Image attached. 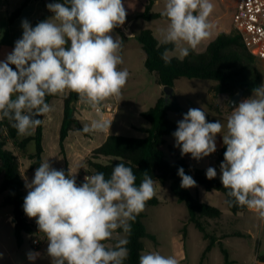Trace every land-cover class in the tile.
I'll return each instance as SVG.
<instances>
[{"label": "clouds", "instance_id": "1", "mask_svg": "<svg viewBox=\"0 0 264 264\" xmlns=\"http://www.w3.org/2000/svg\"><path fill=\"white\" fill-rule=\"evenodd\" d=\"M46 7L54 15L35 27L22 21V37L0 61V120L12 122L22 137L32 135L43 122L38 117L52 111L46 96L74 92L99 113L104 101L119 98L129 76L118 67L123 63V42L113 35L126 21L122 0H64ZM213 10L212 0H165L162 15L168 26L161 32L163 43L174 45L183 60L212 35L215 26L209 17ZM206 116L203 109L190 108L178 121L173 136L182 156L191 154L200 160L217 150L216 135L225 125L219 120L208 122ZM111 122L93 120L81 131L104 132ZM226 129L221 183L232 198L230 203L254 211L264 221V83L234 107ZM178 175L181 188L196 186L182 167ZM216 176L215 168H207V179ZM135 181L132 168L124 163L113 167L110 178L97 172L85 176L82 184H77L75 174L66 175L48 160L40 163L34 178L26 183L23 210L28 218L36 219L45 235L51 264H124L131 222L156 194L155 182L147 173L139 186ZM114 237L116 243L106 246ZM40 255L29 251L27 259L35 261ZM139 264L178 261L150 251L139 256Z\"/></svg>", "mask_w": 264, "mask_h": 264}, {"label": "rangeland", "instance_id": "2", "mask_svg": "<svg viewBox=\"0 0 264 264\" xmlns=\"http://www.w3.org/2000/svg\"><path fill=\"white\" fill-rule=\"evenodd\" d=\"M22 1L23 0H9L10 15L21 6ZM122 2L124 3L127 12L126 21L124 25L117 27L114 30L113 35L118 39H121L123 42L120 53L123 63L118 67L120 69H126L129 73L126 85L121 90L119 98H109L103 102L102 107H104V112L102 114L97 113L87 104L80 101V107L79 109L76 108V110L73 111V116L77 111L79 115L80 112H89L90 122L100 119L112 121L110 124V131L108 132L110 135H120L130 138H145L148 134L142 132L141 130L148 129L151 125L141 116V114L153 108L161 97H165V94L164 88L161 89V86L158 83V75L156 73H150L145 67L146 54L138 37L141 31L150 30L154 34L155 38L160 43H163L161 32L167 28L168 20L156 19L146 21L142 19L141 15L145 10L147 0H122ZM235 2L236 0H212L214 10L209 17L210 22H215L218 26L220 25L223 29H226L230 25ZM164 8L165 0H159L154 6L153 11L162 13ZM32 9L33 8H31V10ZM29 10L26 11L23 15L24 17L19 21L21 27L22 21L24 20H27L30 23V21H35L34 19H40V14L36 16L33 11ZM53 15L54 14L52 12L48 15V11L42 10V16H45L46 20L51 18ZM6 19L8 20L7 13L1 16V20L6 21ZM227 32L228 34L235 33L232 27L228 28ZM1 34L5 35L4 32H1L0 37ZM196 49H199L200 52L198 53L200 54L206 51H202L200 47H197ZM173 58L179 59L178 53L174 49L167 52L166 59ZM253 68L261 74L264 83L263 63L258 59H255ZM174 88L176 89L177 100L180 101V104L183 107L186 109L201 108L207 112L208 116L206 117V120L208 122H215L219 120L225 125L221 134L218 133L216 135V146L218 147L221 143L224 144L222 135L227 131V116L234 109L228 108L226 110V107L231 99L229 94L219 93L217 90V82L200 79L182 78L175 82ZM66 94L67 92L65 94H59L57 99L52 100L50 103L52 111L45 115V121L48 124H52L49 125V127L52 128V132L47 131L45 141L46 150L50 154L49 159L53 158L55 149H57L56 157L58 158L59 155L62 157L64 166L66 165L64 159L66 157V147L64 152H62L59 146V124L63 119V97ZM251 96L244 95L241 101L248 99ZM107 103L117 107L113 120L109 118L110 114L105 109ZM220 105L222 106L221 109L224 112L220 111ZM113 112L114 110H111V113ZM168 118L176 124H178V121L182 120V118L173 112L168 114ZM84 122L85 124H90L89 121L87 123V120H84ZM55 128L58 131L56 142H54V140L52 141V135L55 134ZM84 136L90 137L89 133ZM24 137L26 136H19L18 139L11 140L5 133L3 134L0 132V140H6L5 149L13 152L17 157L19 168L26 184L30 183L34 178L36 169H32L31 167L34 161L30 160V155L35 153L36 146L35 143H30L27 147L21 148L20 143ZM85 137H83V134L78 131L75 126H73L70 130L69 138L71 145L69 143V148L67 149L68 152L74 153V147L76 145H79L82 148H87L82 151L80 155L77 154L75 155L76 157L71 158L72 160H75L76 163L75 164L72 161L74 174L76 175L80 172V179H76L77 184H82L84 182L82 178H85L86 175H93L94 170L89 167L87 160L90 158L92 151L101 145L100 137H96V135L90 139ZM165 141L166 144L161 149L164 154L168 155L170 147H173L176 142L175 138L172 136L165 137ZM89 147L94 149L91 150ZM102 161L105 163L107 162V159H103ZM30 162L31 166L29 165ZM192 164L196 167L207 169L209 167L215 168L218 162L209 159L207 156L200 160L194 159ZM80 166L83 167L80 168ZM67 167L68 164L64 170L66 175L68 174ZM220 176L221 173H217L215 178L220 180ZM2 180L3 174L0 172V185ZM196 187L200 188V193L197 191ZM25 190L28 192L27 187ZM189 190L193 196L199 197L202 203L216 207L224 212L225 218H223L220 223L222 224L221 227L227 232H240L238 235L229 237L224 244L226 247H229L228 251L230 260L233 261L234 264H249L252 254L254 253V255H256V242L261 234V229L264 232V225L261 223L260 218L258 217L257 219L254 217V219H250L249 217H246L248 218L247 220L242 217L241 219H236L235 214L228 209L225 195L222 192L207 191L202 186L197 184L195 187L189 188ZM155 191V197L160 199L162 203L159 205L145 206L144 213L146 217L144 218V224L148 232L155 236L157 240H153L151 238L143 239L144 251L142 254L150 251H157L165 256H174L177 259L178 264H225L224 255L219 246L212 248L205 256V247L208 242L206 243L203 234L199 231L195 224L188 222V208L186 204L180 202L178 197L171 191L170 183L162 185L159 182H155ZM4 198L5 193H0V234L5 238V241L2 243L7 247L8 252H5L0 248V253H2V257H0V264H51L50 258L47 256L46 252L48 245L47 240L37 250L32 246L33 239L37 238L35 233L24 234L21 246H18L17 239L14 236L13 241L11 242L13 250L11 249L10 241L7 243L6 239L7 237L10 238L14 232L11 226L12 223L8 221L7 214L8 212L12 213V207L3 205ZM28 220L32 222L36 221L35 218H28ZM209 220H211L212 223H209ZM216 221L217 219L205 220V225L206 222L209 224V231L211 234L219 233L218 230H216L218 229ZM184 227L186 230L179 232V229H183ZM249 230L251 232V236L247 234V231ZM178 232L180 235H184L186 233L184 242L185 248L180 247V237H176V234L179 235ZM120 234L123 235V233ZM113 240L116 241L115 237ZM113 245L114 243L111 242L106 243V246ZM19 249L20 251L18 255L12 252ZM29 251L39 252L41 255L35 261H29L27 259V253ZM8 253H11V256L15 259L13 262L8 258Z\"/></svg>", "mask_w": 264, "mask_h": 264}, {"label": "trees", "instance_id": "3", "mask_svg": "<svg viewBox=\"0 0 264 264\" xmlns=\"http://www.w3.org/2000/svg\"><path fill=\"white\" fill-rule=\"evenodd\" d=\"M31 1L38 0H25L9 16L8 21L10 24H13L21 17ZM55 1L59 3L64 2V0ZM156 1H147L145 10L141 15L142 19L146 21L156 19L167 20L162 13H154L152 11ZM44 20H46L45 16L35 21L32 26L35 27L37 23ZM138 39L146 54L145 67L150 73L158 75V83L162 87L168 86L174 88L175 82L182 78L200 79L217 82L218 92L229 94L232 97L239 90H243L245 92L244 95L251 96L253 95V89L263 83V77L253 68L255 58L248 52L241 36L236 32L234 34L220 33L208 45L204 53L200 54L196 50L190 51V54L183 60L177 58L166 59L163 56L165 50L167 49L168 52L172 51L174 45L160 43L150 30L141 31ZM10 67L16 70L14 65H10ZM58 97L59 94L46 96V103L50 104L53 99H57ZM79 102L80 99L74 92H69L64 98V116L59 140L62 152L65 150L64 143L73 126L83 135H88V133L81 131L83 126L73 116V111L76 110ZM188 110L182 107L176 98L174 101L166 102L165 97H161L153 108L141 114L151 125L150 128L141 130L148 134L147 137L130 138L120 135H110L103 145L92 152L87 162L89 167L94 170L93 174L103 172L106 178H110L113 167L117 163H124L126 166L132 168L136 176V186L140 185L145 173L154 182H159L162 185L170 183L171 191L178 197L180 202L186 204L190 215V222L195 224L206 239H210L211 244L207 248L209 251L214 240L206 229L205 220L220 218L222 212L216 207L202 203L197 196L192 195L189 188H181V178L178 175V169L182 167L185 174L192 176L196 184L202 186L205 190L222 192L225 195L228 209L233 214L243 213L247 208L236 206L234 202L230 203L232 198L227 196L228 190L223 187L221 181L216 178L211 180L206 178L207 169H194L191 171L190 165L186 162L184 155H181L179 147L176 145L170 147L168 155L162 151L161 148L166 144L165 137H174L173 133L178 127V124L169 120L168 114L173 112L183 119L184 114ZM203 111L208 116L207 112ZM38 118L43 121L44 116ZM0 126L4 127L7 131L9 139L16 140L19 138L17 130L12 127V122L8 119L0 120ZM43 131L44 124L42 122L34 130L32 136L24 138L20 143L21 148L27 147L30 143H35V153L30 155V160L34 161L31 166L32 169H37L40 163L43 162ZM5 141L0 140V172L3 174L0 193H5L3 205L12 207L15 219V237L18 246H21L24 234L35 233V224L28 221L23 210L24 198L27 195L25 190L26 184L19 168L17 157L13 152L5 149ZM225 151L226 145L222 150L223 155ZM103 159H107V162L104 163ZM158 204H160V201L155 196L146 202V206ZM145 217L143 210L136 217L135 221L131 222V233L127 235L129 241L127 244L128 258L124 261V264H139V256L144 251L143 239L151 238L155 240L144 224ZM117 232L123 233L122 229H118ZM108 242L116 243L112 239L106 241L105 244ZM222 253L225 264H232L227 250L222 249Z\"/></svg>", "mask_w": 264, "mask_h": 264}, {"label": "crops", "instance_id": "4", "mask_svg": "<svg viewBox=\"0 0 264 264\" xmlns=\"http://www.w3.org/2000/svg\"><path fill=\"white\" fill-rule=\"evenodd\" d=\"M25 0H23L22 1V3L24 2ZM148 1V0H147ZM158 1L159 0H157L156 2H155V4H154V6L158 3ZM239 1L240 0H236V2H235V7H234V11H233V13H232V16H231V22H230V25L225 29H223V27L222 26H218L215 22H212L213 24H214V29H213V31H212V35L208 38V39H206V40H204L198 47H200L201 48V50L203 51H205L206 49H207V47H208V45L213 41V40H215L216 38H217V36L220 34V33H227L228 34V32H227V29L228 28H233V18H234V16H235V14H236V12H237V5H238V3H239ZM49 3V0H38V1H31L29 4H28V6L25 8V10H24V12H23V14L21 15V17L19 18V19H17V21H15L13 24H10L9 23V11H10V7H9V0H3V5L4 6H2L1 8H0V33L1 32H4L5 33V35H3V34H1V37H0V61H3V60H5L6 59V57H7V55L10 53V52H12V50L14 49V46H15V42L18 40V39H20L21 37H22V34H23V28L20 26V24H19V21L24 17L23 15L26 13V11L27 10H29V11H33V13H35L36 14V16L38 15V14H40V19L43 17L42 16V10H45V11H48L49 12V10H48V8L46 7V5ZM147 4V3H146ZM22 5V4H21ZM43 5V6H42ZM36 6H39V7H36ZM154 6H153V8H154ZM31 8H33L32 10H31ZM152 11H153V9H152ZM154 12V11H153ZM5 13H7V17H8V20L6 19V21H3V20H1V16L3 15V14H5ZM154 13H158V12H154ZM51 14V13H50ZM50 14H48V15H50ZM39 18V17H38ZM35 21H37V19H34ZM35 21H30V24L32 25ZM196 52H200L199 51V49H196ZM162 88H164V87H162L161 86V89ZM69 94V92H67V94L63 97V98H65L67 95ZM174 94H175V98H176V100H177V97H176V89L174 88ZM54 100V99H53ZM177 102L180 104V101H178L177 100ZM51 103V102H50ZM181 105V104H180ZM106 106H110L111 107V110L113 111L114 110V112L113 113H109L110 114V117L109 118H111L112 120H113V118L115 117V112L117 111V107L116 106H113L112 104H110V103H107L106 104ZM182 106V105H181ZM183 107V106H182ZM221 105L219 106V108H220V111L221 112H224L222 109H221ZM185 108V107H184ZM228 108H230L229 106H227L226 107V110L228 109ZM79 109V108H78ZM89 112H86V113H84V112H80V115H79V113H78V111L75 113V115H74V118L75 119H77L80 123H81V125L82 126H84L85 125V122H84V120H87V123H88V121H89V123H90V118H89V114H88ZM225 114H226V112H225ZM63 116H64V112H63ZM226 116H227V114H226ZM62 122H63V119H62V121L60 122V124H59V126H60V130H61V126H62ZM43 124H44V131H43V148H44V153H43V155H42V159H43V161H46V160H48L49 161V163L51 164V166L53 167V168H55V169H57V170H65L66 169V166L67 165H65L64 166V164H63V161H62V157L59 155V157L57 158L56 157V150L57 149H55V154H54V156H53V158L52 159H49V152L46 150V146H45V141H46V135H47V131H50V132H52L51 130H52V128H50L49 127V125H52V124H48L46 121H45V116H44V119H43ZM54 130V129H53ZM58 130H59V128H58ZM110 131V128H109V130H106V131H104V132H97V133H89V135H90V137H85L84 135H83V137H85V138H87V139H90V138H93V137H95V135H96V137H100L101 138V145H103L104 143H105V141L107 140V138L110 136V134L108 133ZM57 130H56V128H55V134H53L52 135V141L54 140V142H56L57 141ZM33 134H34V132H33ZM32 134V135H33ZM32 135H29V136H32ZM69 135H70V132H69ZM29 136H26V137H29ZM92 136V137H91ZM26 137H24V138H26ZM24 138H22V139H24ZM59 140H60V134H59ZM69 143H70V138H69V136L67 137V139H66V141H65V143H64V145H65V147H66V157L64 158L65 159V163L67 162V164H68V167H67V173H69L70 172V174H74V171H73V167H72V161H73V163H75V160H72L71 158H74V157H76L75 155H80L81 154V152L82 151H84L85 149H87V148H82L81 146H79V145H76L75 147H74V153H70V152H68V148H69ZM70 145H71V143H70ZM100 145V146H101ZM176 145V143L174 144V146ZM60 146V145H59ZM99 146V147H100ZM98 147V148H99ZM225 147V145L224 144H220V145H218V147H217V150L212 154V155H209L208 157H209V159H211V160H214V161H216V162H218V164H217V166L215 167V170H216V172L217 173H221L220 172V165H221V163L224 161V155H223V152H222V150H223V148ZM91 150H93L94 148H91V147H89ZM95 149H97V148H95ZM94 149V150H95ZM93 150V151H94ZM92 151V152H93ZM190 155L191 154H186V155H184V158H185V160H186V162L190 165V170L191 171H193L194 169H203V168H199V167H196V166H194L193 164H192V162H194V159L192 158V157H190ZM52 156V155H51ZM76 164V163H75ZM30 166H31V162H30V164H29ZM83 166H80V168H82ZM79 175H80V172L78 173V174H76L75 175V177H76V179L77 178H79L80 179V177H79ZM83 180H84V178H82ZM219 180V179H218ZM198 185V184H197ZM196 189H197V191L200 193V188L199 187H196ZM199 198V197H198ZM200 200V199H199ZM159 201H160V204L162 203V201L159 199ZM159 205V204H158ZM221 211V210H220ZM222 212V216L220 217V218H217V221H216V225L218 226V229H216V230H218V234H211L210 233V231H209V224H207V222H206V225H207V227H206V229H207V231L211 234V236H212V238H213V240H214V243L211 245V248L209 249V251L207 250V248H208V246H210V239H206L205 237H204V240L206 241V251H205V256H206V254L208 253V252H210L211 251V249L212 248H214V247H216V246H219L220 248H221V251H222V249H225V250H227V252H228V254H229V251H228V248L229 247H226L224 244H225V242H226V240H228V238L229 237H231V236H235V235H238V234H240V232H236V231H233V232H227L226 230H224V228H222L221 226H222V224H220L221 223V221L223 220V218H225L224 216V212L223 211H221ZM8 214V221L9 222H11L12 223V229H13V231H14V227H15V222L13 221L14 220V217H13V213H11V212H8L7 213ZM27 217V216H26ZM235 217H236V219H241L242 217L243 218H245V219H247L248 220V218H246V217H249L250 219H254V217H256L257 219H258V215L254 212V211H250L249 209H247L245 212H243V213H239V214H237V215H235ZM237 217H240V218H237ZM28 219V218H27ZM189 219H190V215H189ZM261 220V219H260ZM29 221V220H28ZM29 222H31V223H33V224H35L36 223V221H29ZM188 222L190 223V220H188ZM209 223H212L211 222V220H209L208 221ZM261 223H263V225H264V221H262L261 220ZM205 225V226H206ZM262 226V225H261ZM186 227V226H185ZM183 228V229H179V232H183V231H185L186 230V228ZM226 231V232H225ZM178 232V233H179ZM250 230L249 231H247V234H249L250 235ZM261 234L259 235V239H257V242H256V245H257V249H256V254H259V256L261 257V259H262V261L264 262V232H263V230L261 229V232H260ZM15 236V232H13L12 233V235H11V237L9 238V237H7V239H6V241H7V243L10 241V246H11V249L13 250V248H12V244H11V242L13 241V237ZM153 236V235H152ZM251 236V235H250ZM176 237H180V240H179V242H180V247L182 248V247H184L185 248V245H184V242H185V238H186V233L184 234V235H180V233H179V235L178 234H176ZM154 238H155V240H157L156 239V237L154 236ZM5 241V238H4V236L3 235H1L0 234V248H1V250H4L5 252H8L7 251V247L2 243V242H4ZM18 251V252H17ZM17 251H12L14 254H17L18 255V253H19V251H20V249L19 250H17ZM254 253L252 254V257H251V259H250V262H249V264H253V260H254ZM8 258L13 262V260H15L12 256H11V253H8ZM231 261V260H230ZM232 262V264H234V262L233 261H231Z\"/></svg>", "mask_w": 264, "mask_h": 264}, {"label": "built area", "instance_id": "5", "mask_svg": "<svg viewBox=\"0 0 264 264\" xmlns=\"http://www.w3.org/2000/svg\"><path fill=\"white\" fill-rule=\"evenodd\" d=\"M2 6H4L3 0H0V8ZM233 30L241 36L248 52L261 61L264 68V0H240L233 18ZM79 103L77 108L80 107ZM105 109L111 112L110 106H106ZM103 112L104 107L99 113ZM0 132L7 135V131L2 126H0ZM35 234L37 238L33 239L32 246L37 250L46 241V237L39 231L36 223ZM253 264H264L259 254L254 256Z\"/></svg>", "mask_w": 264, "mask_h": 264}, {"label": "water", "instance_id": "6", "mask_svg": "<svg viewBox=\"0 0 264 264\" xmlns=\"http://www.w3.org/2000/svg\"><path fill=\"white\" fill-rule=\"evenodd\" d=\"M49 3H56L55 0H49ZM51 12L49 11L48 14H50ZM68 45L70 46V41H68ZM164 93H165V100L166 102L169 101H174L175 97H174V88L172 87H164ZM245 92L243 90H239V92L235 95H233L228 103V106L230 108H234L236 107L241 99L244 97ZM15 222V219L13 220Z\"/></svg>", "mask_w": 264, "mask_h": 264}]
</instances>
